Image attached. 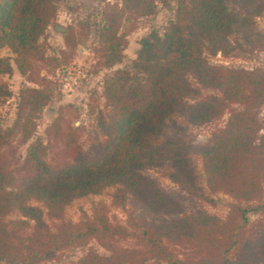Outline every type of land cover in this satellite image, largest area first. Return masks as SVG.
I'll return each instance as SVG.
<instances>
[{
  "label": "trees",
  "instance_id": "16d2710c",
  "mask_svg": "<svg viewBox=\"0 0 264 264\" xmlns=\"http://www.w3.org/2000/svg\"><path fill=\"white\" fill-rule=\"evenodd\" d=\"M60 2L0 0V47L11 50L22 75L34 59L56 62L39 40ZM156 10V0L108 4L97 33L99 65L121 62L135 22ZM263 16L264 0H177L164 33L141 39L133 70L105 80L106 106L96 117L102 138L93 153L76 137L67 143L73 160L56 163L38 139L15 172L1 149L31 140L49 100L24 89L25 113L0 135V264L54 263L86 246L69 264H264V67L209 62L262 50ZM11 60L0 56V75L12 72ZM60 121L51 128L57 135ZM205 125L214 130L197 142L193 129ZM109 188L110 204L95 203L78 222L66 217L73 201ZM218 194L231 198L225 217L204 206ZM112 208L125 212L124 223L113 220Z\"/></svg>",
  "mask_w": 264,
  "mask_h": 264
},
{
  "label": "rangeland",
  "instance_id": "374dc122",
  "mask_svg": "<svg viewBox=\"0 0 264 264\" xmlns=\"http://www.w3.org/2000/svg\"><path fill=\"white\" fill-rule=\"evenodd\" d=\"M119 2L120 0H61L56 20L39 40L46 55L56 59V62L34 59L32 70L26 75H22L17 69L11 50L6 46L0 47V56L12 59V72L0 75V135L12 129L25 113L22 112L24 110L21 105L24 89H39L49 97L48 104L37 117V132L31 140L26 144L12 141L14 153L6 146L1 149L7 163L15 172L23 163L29 146L38 139L48 146L49 159L56 163L73 160V156L67 155V143L74 141L76 137L84 153H93V145L102 138L96 117L106 106L103 96L105 80L118 69L133 70L141 39L152 32L162 35L165 28L175 20L177 0H156V12L135 22L137 27L127 37L128 46L124 50L122 61L107 69L99 65L95 54L97 33L104 27L103 13L106 6ZM257 22L264 32V16L257 18ZM209 62L230 68L264 67V48L256 52H238L230 58L220 54L210 56ZM261 117L264 120V109ZM227 118L228 115L220 125ZM57 119H61L59 135L51 132ZM213 130L214 125H205L193 129V134L197 142L204 143ZM69 132L72 134L70 140L62 136ZM198 167L202 172V165L199 164ZM154 175L160 178L166 188H174L166 178L156 173ZM113 192L114 188H109L101 195H90L73 201L66 209V217L74 222L80 221L84 214H92L95 203L110 204ZM213 198L214 202L204 203L205 208L211 214L225 217L231 198L221 194L214 195ZM111 216L117 222L126 221L123 210L112 208ZM92 247L106 253L97 243H93ZM88 249L89 246L72 249L60 261L49 264L75 262Z\"/></svg>",
  "mask_w": 264,
  "mask_h": 264
},
{
  "label": "water",
  "instance_id": "95a60500",
  "mask_svg": "<svg viewBox=\"0 0 264 264\" xmlns=\"http://www.w3.org/2000/svg\"><path fill=\"white\" fill-rule=\"evenodd\" d=\"M58 29H61V28L58 27ZM63 31H64V30H63Z\"/></svg>",
  "mask_w": 264,
  "mask_h": 264
}]
</instances>
